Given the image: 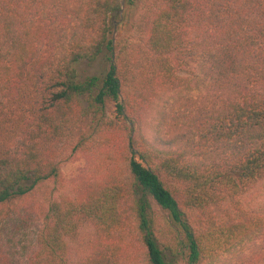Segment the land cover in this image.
<instances>
[{
  "label": "trees",
  "instance_id": "1",
  "mask_svg": "<svg viewBox=\"0 0 264 264\" xmlns=\"http://www.w3.org/2000/svg\"><path fill=\"white\" fill-rule=\"evenodd\" d=\"M135 4L138 63L108 39ZM262 184L264 0H0V222L34 227L24 264H264Z\"/></svg>",
  "mask_w": 264,
  "mask_h": 264
},
{
  "label": "rangeland",
  "instance_id": "2",
  "mask_svg": "<svg viewBox=\"0 0 264 264\" xmlns=\"http://www.w3.org/2000/svg\"><path fill=\"white\" fill-rule=\"evenodd\" d=\"M119 14H121V11H119ZM138 15L139 7L135 4L134 6L126 7L123 19L120 18L119 21H116L117 14H111L108 18V39L114 52L118 50L126 51L127 59L134 63H138L142 57V51L139 49L142 43L141 32L134 30L136 29ZM108 55L109 52L104 47L92 61L80 59L75 62L73 68L76 81L81 82L88 76L100 78L104 73ZM93 93L94 89L89 93H82L78 96L83 112L87 110L89 97ZM66 154H68V150H63L62 155ZM86 168L84 157L77 154L71 159L62 161L58 165V172L63 181V191L70 189L74 184L85 179ZM244 197L249 206H256L264 202V185H259L257 189L244 195ZM15 217L0 222V255L4 256L6 264H24L25 256L32 245L34 237V227L28 222H21ZM87 232V226L83 225L82 236H86ZM162 251L168 264H185V257L179 250L167 247L163 248Z\"/></svg>",
  "mask_w": 264,
  "mask_h": 264
}]
</instances>
